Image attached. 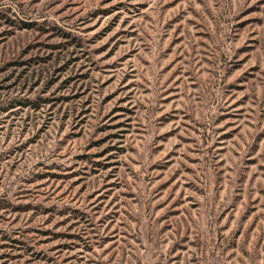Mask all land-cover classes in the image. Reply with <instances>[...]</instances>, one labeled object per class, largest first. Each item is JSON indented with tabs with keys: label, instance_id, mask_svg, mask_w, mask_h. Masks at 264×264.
<instances>
[{
	"label": "rangeland",
	"instance_id": "374dc122",
	"mask_svg": "<svg viewBox=\"0 0 264 264\" xmlns=\"http://www.w3.org/2000/svg\"><path fill=\"white\" fill-rule=\"evenodd\" d=\"M0 264H264V0H0Z\"/></svg>",
	"mask_w": 264,
	"mask_h": 264
}]
</instances>
